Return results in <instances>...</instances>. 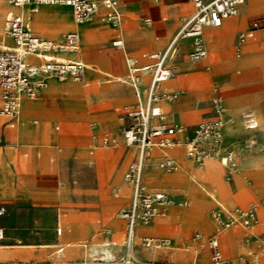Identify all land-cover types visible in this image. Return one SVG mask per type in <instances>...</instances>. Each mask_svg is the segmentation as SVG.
Here are the masks:
<instances>
[{
	"label": "rangeland",
	"instance_id": "obj_1",
	"mask_svg": "<svg viewBox=\"0 0 264 264\" xmlns=\"http://www.w3.org/2000/svg\"><path fill=\"white\" fill-rule=\"evenodd\" d=\"M5 1L9 4L8 0ZM62 6L69 8L73 18L72 9L66 5ZM9 7L10 5L5 6L1 13L0 43H10V39L4 36L2 29L4 16ZM99 10L95 15L99 14L101 21L110 26V23L103 18V10ZM260 13H263V11L248 15L243 23L233 26L232 29L235 30V34L230 47L216 48L213 51L211 42L206 37L205 41L209 55L202 59L204 68L201 73L208 74L209 78L202 81L196 73L188 71L182 73V75L189 74L190 76L188 80L178 82L173 88L181 90V93L173 99L172 103L176 106L181 102L187 107L176 114H172L176 111L175 107L171 111L172 113L164 108L167 113V121L170 124L179 120V122H183L180 125L185 128V131L178 136L179 141L175 145L169 146L173 154L197 162L213 159L220 164L223 151L232 148L237 160V169L233 173L228 172L225 164L220 165L221 180L231 185L228 193L221 192L215 175H206L197 180L190 178L185 181L191 182L192 191L197 197L205 199L206 208L200 209L198 215L195 216L188 214L187 204L169 207L171 220H162L164 227L160 228L161 232L171 224L178 223L173 219L178 214H184V219L180 224H174L172 229H168L163 234L171 237V243L175 247L176 234L171 232H180L181 230L178 234L180 242H184L183 238L188 237L198 227L211 230L210 212L215 206V197L228 204H247L251 199L264 197V191L256 193L254 190H251V195L247 197L239 195L245 186L244 184L249 182L251 177H237V170H244L246 160L250 162L251 171L248 174L251 176L264 168L262 167L264 166V110L261 111L258 107L252 105L255 95H260L257 101H264V81H262V74L260 73L264 61V47L261 46L247 55L242 54V57L238 54L242 50H238L239 34L247 28L248 21ZM99 24L102 23L94 21L95 28ZM120 25L110 27L119 29ZM74 26L75 23L73 22L65 28L56 27L60 32L58 36L63 35ZM226 28L227 26L215 27V29L222 30H227L229 27ZM34 29L39 31L35 25ZM258 32L247 41L259 40ZM56 36L57 34L53 35V37ZM95 36L96 30L92 34L83 32L81 43L83 51L88 49L85 41H92ZM116 38L121 39L122 36L116 35L104 39L95 44V47L103 50L102 54L105 56L109 53V49L122 53L126 64L127 54L129 56L133 55L128 51L126 54L124 48L113 45V40ZM235 58H243V61L233 66L226 64L228 60ZM89 64L96 67L95 70L89 73L90 80H93L94 77L97 78L92 81V84L85 86L87 91L78 98L67 95V101L74 106L72 111L74 116L69 122V126L64 127L61 121L50 116L51 108H44L41 98L38 97L31 98L37 101V104L32 110L22 111L21 122L16 127H8L0 119V199H7L10 202V204H6L8 212L0 215V223L6 226L5 238L0 240V244H17L19 252L24 250L30 253L38 251L40 248L45 250L37 257L31 254L17 253L0 259L9 261H33L37 259L38 262L43 264H53L58 261H68V263L85 261L91 264H107L115 256L124 239L126 219L122 216V213L128 207L130 196V188L126 186L124 181V172L135 155L134 151L131 153L132 149L130 148L132 146L127 145L123 138L125 106L130 99L116 100L117 105L109 106L108 103H112L113 99L101 98L96 93V89L107 85L111 86L116 82L129 86L131 90L132 86L127 81L116 80L114 76L106 75V72L112 73L110 70L96 65L94 62L91 63V61H89ZM87 71L88 69L85 76L88 73ZM114 72L118 73H113L114 75L121 74L120 76L127 77L128 65H126V71L116 70L114 67ZM180 75L181 73L176 72L174 77L177 78ZM252 75L255 76L253 79L251 78ZM85 76L83 79H85ZM231 76H234V82L237 80V83L230 81ZM108 78H111L112 82H106L109 81ZM217 91L221 93L227 107L224 115L223 143L218 151L215 150L214 153L197 160L188 155L187 142L194 134L199 123L216 115L213 96ZM236 107H239L238 111H236ZM247 108L249 109L247 110ZM247 112H252L257 118V127L251 129L246 127L244 115ZM33 119L38 121L33 122ZM42 124H45L53 132L63 129V134L59 137L56 136L51 144L45 145L46 142L42 137L31 135L25 131L31 126ZM57 124H60L62 128L56 129ZM7 129L14 131L13 138L4 137L3 134ZM106 138H108V142H105ZM133 148L135 149V146ZM83 154L87 157H84ZM161 155L162 153H159L157 158L149 163L148 167L155 168L158 173L162 174H174L184 170L183 162L179 157V166L176 170L167 171L162 169L159 166ZM88 171L92 175L90 182H86L84 177V174ZM145 178L146 174L144 181L149 188H156L150 185L169 187L176 193L185 195L186 201L188 200V183L184 187L172 188L169 184L163 182L148 183ZM262 180L257 182L263 183ZM57 208L60 212L59 218ZM175 209L178 211H174ZM259 210L260 202H258V212ZM115 222H119L116 228L114 226ZM61 226L63 227L62 232L60 230ZM235 229L241 231L239 227ZM259 233L264 236V229ZM65 241L76 243H72L70 246L63 245L65 248L62 252H55L60 244ZM138 241H140L139 238ZM43 242L54 243V245L42 247L41 243ZM106 242L112 244L110 255L104 249ZM240 242L237 250L233 252L227 247L222 236L221 247L224 255L228 258H235L244 252L246 244L242 240ZM22 243H31L32 246H21ZM84 243L87 245H82ZM189 248L191 247L185 246V249H181L182 253L179 255L171 249L166 252L150 250L145 255L152 258H169V261L172 262L189 263L196 258L195 250ZM257 252L260 264H264V252L261 250Z\"/></svg>",
	"mask_w": 264,
	"mask_h": 264
},
{
	"label": "built area",
	"instance_id": "obj_2",
	"mask_svg": "<svg viewBox=\"0 0 264 264\" xmlns=\"http://www.w3.org/2000/svg\"><path fill=\"white\" fill-rule=\"evenodd\" d=\"M246 0H192L195 9L192 14L183 19L181 26L168 44L161 51L150 53L152 62L139 65L137 58L130 56L128 62L127 82L130 83L136 95V101L125 106L123 138L127 145L135 146L137 152L129 163L124 181L131 186L132 196L130 206L124 210L122 216L126 218V232L120 250L107 264H206L200 259L189 263H176L165 259L142 258L137 253V227L149 224L153 218L165 214L169 205H184L186 200H177L168 190L163 188L150 189L144 181V169L148 147L158 146L166 150L179 141V134L185 131L183 125L170 124L167 114L163 110L161 101L179 96L178 91H161L159 86L174 74V67L170 60L177 52V44L181 38H192L193 48L190 57L200 60L207 56L204 29L206 26H220L223 21L240 12ZM14 8L29 4L52 5L62 4L72 8L75 20L82 22L92 18L101 8H105L103 18L110 24H121L123 14L120 7L121 0H8ZM264 28V14L253 18L248 27L238 36V50L249 38L255 36L257 30ZM4 33L12 38V45L0 47V117L12 126L21 109L22 98L40 96L47 84L48 77L59 79L81 80L87 69V64L78 58L66 54L81 50V36L78 30L66 32L60 39L44 37L34 32L26 23L23 14L14 10L7 12ZM113 45L124 47V40H113ZM147 55V54H145ZM29 56L41 59L33 62ZM151 74V79L143 87L144 74ZM216 115L199 123L194 134L187 142V153L197 160L219 150L224 139V115L227 107L219 91L213 96ZM247 128L258 126L257 118L252 112L244 115ZM115 141V140H113ZM108 142V138L105 139ZM229 173L237 169V160L232 148H227L222 155ZM178 165L175 156L164 152L159 166L164 170H172ZM7 212V206L0 203V215ZM258 202L252 201L246 206H226L221 202L212 208L211 219L214 231L205 235L196 231L193 240L205 245L210 251L211 264H260L257 251L249 249L235 258L224 255L220 234L228 227H241L249 231L247 241L257 239L252 232L257 222ZM5 237V228L0 225V240ZM140 244L146 248H169L171 241L167 236L143 235ZM86 245V244H85ZM0 264H30L28 262H1ZM78 264H91L81 262Z\"/></svg>",
	"mask_w": 264,
	"mask_h": 264
},
{
	"label": "crops",
	"instance_id": "obj_3",
	"mask_svg": "<svg viewBox=\"0 0 264 264\" xmlns=\"http://www.w3.org/2000/svg\"><path fill=\"white\" fill-rule=\"evenodd\" d=\"M9 5L5 3L3 8L5 6H9ZM53 5L56 7L51 8V10L50 9L44 10L46 15L51 16V19H45L44 22H41L42 23L41 25L44 26V29L47 31L49 29L54 30V32L57 34L56 37L46 36V35H43L42 33H40L39 31L35 30L31 17L23 11L26 8L35 9L40 5L29 4V5H26L23 7H19V8L18 7L14 8L10 5V7L8 8V11L14 10L18 13L23 14V16H25V19L27 20L26 21L27 25L34 32H36V33H38L44 37H47V38L60 39L66 32L73 30V29H76L79 31V33L81 35V43H82L83 32H85V34H92L96 30L95 38L92 41H85V44L88 45L87 50L83 51L81 49L79 52L66 54L69 57L82 59L87 64V69H88L87 72L88 73L86 74V76L84 75L85 79L80 80V81H73V80L60 81L59 79H56V77H54V78L51 77V79L49 78L47 80V85L43 89L40 96H38V98H41L44 108H51L50 116H53L54 118L61 121L62 125L64 127H67L70 125L69 122H71L72 117L74 116L73 112H72L74 106L72 103H69L67 101V95L76 96L78 98L82 93L87 91L85 86L92 84L93 83L92 81L96 80V78H97V77H94L93 80H90V78H89L90 77L89 73L92 70L96 69L95 66H93L92 64H89V61H91V63L94 62L96 65L102 66V67H104V68H106L112 72V73L106 72V75L114 76V79H116V80H123V81L127 80V77H122V76H120L121 74L114 75V74H118V73L114 72V67L116 70L120 69V71H123V72L126 71V65L127 64H125L123 54L118 52V51H114L113 49H109V53H107V55L105 56L104 54H102L103 50L97 49L95 47V44H97L98 42H100L104 39L110 38L112 36L121 35L122 39L124 40V44H125L124 47H122L125 49V53L127 51L129 53H132L133 57L137 58L139 65L148 64V63L152 62V59L148 55L150 53H153V52L164 50L168 46V44L171 42V40L174 38V36L177 34L183 19L186 18L187 16H189L190 14H192L194 9H195V6H194V3L192 2V0H121L120 7H121L122 14L124 15V18H123V21L121 22L119 29L110 27V26H112L111 24H109L110 26L105 25L101 21V19L99 18V14H98L92 20L87 21V22L77 23L75 21V26L73 28H70L63 35L58 36L60 32H59V29H57L56 27L65 28L68 25V21L66 19L67 18L66 13L68 14V12L65 9H69V8L64 7V6L62 7V4H53ZM42 6H47V5H42ZM66 6H68V5H66ZM3 8L1 9V13H2ZM63 8H65V9L62 10ZM101 10H103V13L105 12L104 7H101V9L99 11H101ZM51 11H52V13H51ZM240 11L241 12L236 14L237 16L233 15V16L226 18L223 21V23L220 25V26H227V28L229 27L228 29L226 28L227 30L215 29V27H220V26H206L205 27L204 35H205L206 29H207V32L209 34H215L214 41L212 43H210L213 51L216 48H222V47L226 48V47L231 46L232 39H233V36L235 34V30L232 29L233 26H236V25L243 23L244 19L248 15L263 11V13H260L256 16L252 17L248 21V25H249L250 21L253 18L264 14V0H246L245 4L243 5L242 10H240ZM7 12H6V14H7ZM6 14H5V16H6ZM72 15H73V19L75 20L73 10H72ZM5 16H4V19H5ZM0 18H1V14H0ZM94 21H99L102 24H99L95 28ZM3 24H4V20H3ZM2 29H3V25H2ZM259 30H257V32ZM3 32H4V30H3ZM4 36L7 37L8 39H10V43H0V47H2L4 45H12L13 44L12 38L7 36L5 33H4ZM258 37H259V40H257V41H247L244 44H242L241 52H243V53L240 52L239 56H241L242 54H244V55L250 54L254 50H257V48H260L261 46L264 47V29L258 32ZM205 39H206V36H205ZM206 46H207V44H206ZM192 48H193L192 38H190V37L181 38L178 41L177 52L173 56V58L170 60V63L174 67L173 76L176 75V72L181 73V75L177 78L173 77L171 79L166 80V81H169V80L173 79V82L171 83L169 88L166 86H163V84L166 81L161 82V84L159 86V89L161 91L179 90V89H173V88L176 86V84L178 82H182V81L184 82L185 80H188L189 76H190L189 74L182 75V73H185L186 71H188V72L196 73V75L198 76L197 71L204 68L203 61L202 62L200 61L203 58L200 60H195V59H192L190 57L189 53L191 52ZM207 49H208V46H207ZM145 54H147V55H145ZM208 55H209V50H208L207 56ZM178 58H179V60H178ZM28 59L30 61H33V62L41 61V59L36 57V56H29ZM242 61H243V58H235L233 60H231V59L228 60L226 64L228 66H233L236 63H240ZM194 62H196V63H194ZM260 73L262 74L261 79H262V81H264V61H263V64L261 65ZM199 76L201 78H205V79L209 78L208 74H204V73L200 74ZM233 77L234 76H231L230 81L233 83H237V80L234 82ZM254 77H255L254 75L251 76L252 79ZM102 79H104V78H102ZM150 79H151V74H149V73L144 74V76H143V87H146L148 85ZM108 80L109 81H106V80L105 81L106 82H112L111 78H108ZM116 80H113V81H116ZM105 81H103V82H105ZM96 90H97L96 93L101 98L103 97L104 99H111V100L113 99L112 103H108L109 106L110 105H117V102H115L116 100H128V99H130V101L127 104H130V103H133L134 101H136V95H135L133 87H132V90H133V94H132V90L130 89V87L123 84V83L119 84L118 82H116L114 84H111V86L107 85V86L101 87L100 89H96ZM179 91H181V90H179ZM259 97H260V95L254 96L255 100L253 101L252 105L258 107L262 111V110H264V101L263 102L257 101V99ZM174 101H178V100H174ZM36 102L37 101H35L31 98H28V97L23 98L22 104H21V109H20L18 117L15 121L16 123L14 126L9 124L5 118L0 117V119L3 120V124H5L6 126L14 128L21 122L22 111L32 110L35 107V105L37 104ZM166 102H168V101L164 100V99L161 101V105L163 107V110H164V108H166L169 112H171L166 107ZM185 107H187V105L180 102L178 105L175 106V109H176L175 113H172V112L171 113L172 114L179 113L181 111V109H183ZM249 107H251V106H249ZM235 109H236V111H238L239 107H236ZM248 109L249 108H247V110ZM32 121L37 122L38 120L33 119ZM177 122H178V124L183 123V122H179V120H177ZM257 122H258V120H257ZM60 128H62L61 125L57 124L56 129H60ZM25 131L30 133L31 135L42 137L44 139V141L46 142L45 145L51 144V141L53 139H55L56 136L59 137L63 134V129H61L57 132H53V131H50L45 124H42L39 126H31L28 129H25ZM14 134L15 133L13 130L7 129V130H5L3 135L5 138L11 139L14 137ZM133 147L134 146H132L130 148V149H132L131 153L134 151L135 155H136L137 148L135 147V149H134ZM156 149L158 150L157 155L151 158V160L148 162V165L145 167V169L149 168L148 167L149 163H151L153 161V159H156L159 153H162V155H161V158H162L165 151H167L168 153L175 156L178 160V156L173 154L170 151L169 147L166 150L160 149L158 147ZM127 154H128V152H127ZM135 155L133 156V158L135 157ZM148 155H149V153H148ZM83 156L87 157L84 154H83ZM0 158H1V154H0ZM149 158H150V156H149ZM188 159H190V158H188ZM178 162H179V160H178ZM220 165L221 164H219V162L215 163V160H212L211 163H207V165L205 166L204 169H198L199 163L196 162L195 160L190 159V161L187 162V167L189 168L190 174H188L187 170H182V171H179V172L174 173V174H162V173H158V171H156L155 168H149V171L146 174L145 180L148 183H154V182L155 183L156 182L167 183L172 188L184 187V185H186V183H188V189H189L187 192L188 200L186 201V204L188 206V214L196 216V215H198V212L200 211V209L206 208V201L203 197H201V198L197 197V195L194 193V191H192L193 187L191 185V182H185V181L189 180L190 178L197 180V179L204 177L206 175H215V177L217 178V182H219V188L221 189V192H223V193L227 192L228 193L230 191L229 189H230L231 185L229 183L223 182L221 180V178H220L221 166ZM262 167H264V166H262ZM194 170H195V172H194ZM249 171H251V168H250V162L248 160H246L244 162V170L243 169L237 170V177H239V176H241V177L250 176L251 177L250 181L246 182L244 184L245 186L241 191L242 197H247V196L251 195V193H250L251 190H254L256 193L264 191V182L263 183L257 182L258 180H262V179H263L262 181H264V172H262V171H264V168H261L258 173H255V175H252L253 178L250 174H248ZM124 174H125V172H124ZM200 174H203V176H201ZM91 176L92 175H91L90 171L86 172L84 174V177L86 179L85 181L90 182ZM144 177H145V174H144ZM256 179H258V180L256 181ZM126 186L128 188H130V196H129V204H128V207H129L130 202H131V196H132V188L127 183H126ZM150 186H154L156 188H163V189L168 190L177 200H186L185 195H181L179 193H176L175 191H173L169 187H164L162 185H150ZM252 201L260 202V210L258 212L257 222L254 224L253 229H252V232L255 233V235L257 236V239L251 238L249 241H247V236L249 234V231L244 229V228H241V227H239L241 229V231L236 230L235 229L236 227H232V232L230 234V237H229V235L226 234L228 229L227 230L225 229V231H223L220 234V244H221V240H222V236H223L225 244L233 252L235 250H237L239 243H241L240 242L241 240L243 241L244 244H246V248H245L244 252H246L249 249H253L255 251L261 250L264 252V236H262L259 233V232H261V230L264 229V197H260L259 199L258 198L251 199L247 202V204H240V203L228 204V203H226L220 199H217L215 197V206L217 205V202H221V203L225 204L226 206H230V207L236 206V205L246 206ZM0 203H3L5 205L10 204V202L7 199L6 200L0 199ZM176 205H179V204H176ZM179 206H182V205H179ZM174 211H178V210L175 209ZM57 216H58V218L60 217L59 208H57ZM170 218H171V215H169V208H167V211L165 214L156 216L147 225H139L137 227V243H138L137 253H138V255L142 258H148V259L169 260V258H152V257L146 256L145 254L148 253L150 250H152V251L153 250L154 251L162 250V252H166L169 249H171V250L175 251L174 252L175 254L178 253V255H179L182 253L181 249L183 250V249H185V246H188V247L190 246L191 248H189V249L195 250V256L197 259L204 261L206 264H211L209 248L205 245H201L200 242L193 240L192 237L194 236V233L196 231H200L205 235L211 234L214 231V222L212 219H211V221H212L211 230L202 229V228L198 227L194 231H192V233L188 237L183 238L184 242L183 241L180 242L179 234H180L181 230H180V232H178V231L171 232L172 234L173 233L176 234L175 240H174L176 247L171 243L169 248L152 249V248H146L140 244V241H138V238L140 240V237L143 235L165 236L163 234L165 232H167L168 229H172L174 227V224H180L182 222V220L184 219V214L183 213L178 214V216H176V218H173L178 223L171 224L168 228L164 229L163 232H161V229L158 227V222H160L161 220L170 219ZM210 218H211V216H210ZM118 224H119V222L114 223L115 228L117 227ZM0 225H2L5 228V233H6V226L1 224V223H0ZM58 225H59V220H58ZM60 225H61V221H60ZM126 225H127V220H126ZM62 230H63V227H62ZM125 232H126V228H125ZM166 236L171 241V237L169 235H166ZM124 237H125V235H124ZM122 243H123V241H122ZM122 243L120 244L116 254L119 252ZM85 244L86 243H84L82 245H85ZM16 245L17 244H9L8 246L1 247L0 248V258L12 256V255H15L17 253L25 254V255L31 254L32 256L37 257V256H39L40 253L45 252V250L43 248H40L38 251H34V252L32 251L30 253H28L24 250H21L22 252H19V249L17 248ZM24 245L26 247L32 246L31 243H22L21 244V246H24ZM63 245L66 246L65 242H63V244L61 243L60 246L58 247V249H60V251H62L65 248V246H63ZM9 248H10V250H8ZM178 248H180V249H178ZM244 252H242V253H244ZM196 258H194V259H196ZM0 261L5 262V261H9V260L0 259ZM13 261H20V260H10L9 262H13ZM30 261L34 262V261H38V260L36 259L33 261L30 260Z\"/></svg>",
	"mask_w": 264,
	"mask_h": 264
},
{
	"label": "bare ground",
	"instance_id": "obj_4",
	"mask_svg": "<svg viewBox=\"0 0 264 264\" xmlns=\"http://www.w3.org/2000/svg\"><path fill=\"white\" fill-rule=\"evenodd\" d=\"M5 3L7 4V2L5 1V0H0V14H1V9L3 8V6L5 5ZM9 3V2H8ZM245 4V3H244ZM9 5V4H8ZM259 5V4H258ZM53 7H56V6H54L53 4L52 5H47V6H42V5H40V6H38L37 8H35V9H30V8H26V9H24L23 11L26 13V14H28L30 17H31V19H32V22H33V24L35 25V27L43 34V35H47V36H53V35H55L56 33L54 32V30H52V29H49L48 31L47 30H45L44 29V26H42L41 24V22H44V20L45 19H51V16H48V15H46V13L44 12V10H48V9H50L51 10V8H53ZM63 7V6H62ZM65 8H63L62 10H64ZM61 10V9H60ZM67 12H68V14L66 13V15H67V21H68V25H67V27L69 26V25H71L73 22L75 23V21L76 20H74L72 17H71V12H70V10L69 9H65ZM241 10V9H240ZM51 13H52V11H51ZM249 13V12H248ZM96 16V15H95ZM95 16H93L92 18H90V19H88V20H85V21H82V22H77V23H83V22H87V21H90V20H92ZM24 18H25V16H24ZM57 18V17H56ZM59 18V17H58ZM75 18V17H74ZM233 18V17H232ZM25 21H27L26 19H25ZM51 22V21H50ZM56 23V22H55ZM60 23V22H59ZM79 32V31H78ZM80 34V33H79ZM0 36H1V25H0ZM81 36V35H80ZM205 36L207 37V39L209 40V42H213L214 41V39H215V34H209L208 32H207V29L205 30ZM117 39H119V38H116V39H114V40H117ZM245 43V42H244ZM243 43V44H244ZM242 46V45H241ZM241 46H240V49H241ZM240 52H238V54H239ZM129 58H130V56L127 54V56H126V64L128 65V62H129ZM231 60H233V59H231ZM201 62L203 61V60H200ZM239 61V60H238ZM194 63H196V62H194ZM101 71V70H100ZM201 71H202V69H200V70H198L197 71V73H198V77H199V79H201L202 81H204L205 80V78H201L199 75L200 74H203V73H201ZM51 77H53V76H51ZM51 77H48V79L50 78L51 79ZM174 76H171V77H169L168 79H171V78H173ZM54 78V77H53ZM120 78V77H119ZM47 79V80H48ZM56 79H59V78H57L56 77ZM83 79V78H82ZM81 79V80H82ZM168 79H166V80H168ZM60 81H66V80H73V81H80V80H74V79H71V78H68V79H59ZM165 80V81H166ZM173 82V79L172 80H169V81H166L164 84H163V86H166V87H168L169 88V86L171 85V83ZM47 85V84H46ZM176 91H178L179 93H181V91H179V90H176ZM83 92V91H82ZM81 92V93H82ZM167 93L169 92H174V91H166ZM24 98V97H23ZM23 98H22V100H23ZM173 99L174 98H172V99H165L164 98V100H167L168 102H166V107L170 110V111H172V110H174V107H175V105L172 103V101H173ZM33 105V104H32ZM31 107V106H30ZM176 123H178V122H176ZM158 146H154V145H151V146H149L148 147V153H149V155H147V157H146V162H145V167H146V165H147V160H148V158H149V156H150V158H149V160H148V162L151 160V158L152 157H154V156H156L157 155V153H158V150L156 149ZM152 148V149H151ZM158 148H160V147H158ZM151 149V150H150ZM161 149V148H160ZM178 157L181 159V161L183 162V164H182V166H183V168H184V170H187L188 172H190L189 171V168L187 167V162L188 161H190L189 159H187L186 157H184V156H180V155H178ZM209 158V157H208ZM221 159H220V164H224L225 163V161H226V159H225V157L224 156H221L220 157ZM212 160L213 159H208L207 161H201V162H198L199 163V167H198V169H204L205 168V166L207 165V163H211L212 162ZM196 161V160H195ZM197 162V161H196ZM215 162H217V161H215ZM178 166H179V162H178V165H177V167L176 168H174V169H172V170H176L177 168H178ZM198 166V165H197ZM144 171H145V174H147V172L149 171V168H146V169H144ZM169 171H171V170H169ZM192 172V171H191ZM194 172H195V170H194ZM115 175V174H114ZM117 175V174H116ZM201 176H203V174H200ZM1 181V180H0ZM242 191V190H241ZM241 191H240V193H239V195H241ZM227 193V192H226ZM121 200H123V199H121ZM186 204V203H185ZM184 204V205H185ZM174 205H176V204H172V205H169L168 206V208L170 207V206H174ZM158 227L159 228H163L164 227V222L161 220L160 222H158ZM230 228H232V227H228L227 229H229V231H227L226 232V234L227 235H229V237H230V234H231V232H232V229H230ZM226 229V230H227ZM253 229V228H252ZM251 229V230H252ZM60 230L62 231V227H60ZM5 238V237H4ZM231 239V238H230ZM72 243H76V242H67V241H65V244H66V246H70ZM115 243V242H114ZM63 244V243H62ZM9 245V244H8ZM7 244H0V248L1 247H3V246H8ZM54 245V243H49V242H43V243H41V246L42 247H49V246H53ZM111 243H109V242H106L105 243V245H104V249H105V251H106V253L108 254V255H110V252H111V250H110V247H111ZM171 245V244H170ZM14 246V245H13ZM17 246V245H16ZM25 246V245H24ZM55 252H62V251H60V249H57V250H55ZM112 255V254H111ZM13 262H18V261H13ZM22 262H28V263H30V264H43V263H40V262H38V261H36V262H31V261H22ZM56 263H59V264H78V263H81V262H72V263H68V261H58V262H54L53 264H56ZM177 263V262H176Z\"/></svg>",
	"mask_w": 264,
	"mask_h": 264
}]
</instances>
